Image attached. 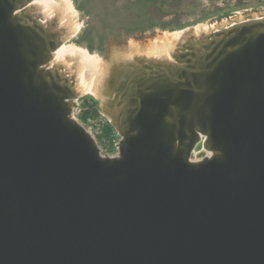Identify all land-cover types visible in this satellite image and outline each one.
Listing matches in <instances>:
<instances>
[{
  "label": "water",
  "instance_id": "95a60500",
  "mask_svg": "<svg viewBox=\"0 0 264 264\" xmlns=\"http://www.w3.org/2000/svg\"><path fill=\"white\" fill-rule=\"evenodd\" d=\"M34 2L0 0V264H264V6L116 42L109 155Z\"/></svg>",
  "mask_w": 264,
  "mask_h": 264
},
{
  "label": "trees",
  "instance_id": "16d2710c",
  "mask_svg": "<svg viewBox=\"0 0 264 264\" xmlns=\"http://www.w3.org/2000/svg\"><path fill=\"white\" fill-rule=\"evenodd\" d=\"M95 2V0H93ZM104 4H109L113 8L114 17L117 22L125 26V31L129 35L137 32H146L160 27L162 30L175 31L183 29L187 26L195 25L199 22L209 20L210 13L204 11L198 13L199 18L193 21L186 18L187 10L190 9L191 0H125L122 4H118L119 0H101ZM79 9L85 8V1L77 4ZM234 9H228L222 13L221 18L229 17ZM114 24V23H113ZM94 30V29H92ZM96 30V29H95ZM91 32V31H89ZM96 34V32H95ZM122 37L121 31L115 34ZM97 35L89 34V50L93 51ZM99 36V35H98ZM100 37V36H99ZM85 39V38H83ZM108 39L100 37V49H104L105 42ZM77 117L83 123H98L101 126V133L97 135L99 144L105 153H115L117 151L116 144L119 136L112 124L102 115L100 110V101L93 95H85L80 98V106Z\"/></svg>",
  "mask_w": 264,
  "mask_h": 264
},
{
  "label": "rangeland",
  "instance_id": "374dc122",
  "mask_svg": "<svg viewBox=\"0 0 264 264\" xmlns=\"http://www.w3.org/2000/svg\"><path fill=\"white\" fill-rule=\"evenodd\" d=\"M84 1H85V8L78 9L76 7V3L80 4L82 3V0H71L73 6L79 13V18H80L79 21L82 23L83 26L81 30L79 31V33L71 37L65 44H73L78 47H82L86 49L85 46H81L76 42L77 37L84 31V29H86L87 31L96 29L95 35H99L100 37L102 36L104 39L105 38L108 39L107 42H105V46L107 49L112 48V46L116 42L125 41L127 32L124 30L125 26L123 23L121 25H119L120 23H115L117 21L115 20L116 18L114 17V14H115L113 12L114 7H110L109 4H104L101 0H95V2L93 0H84ZM110 1L113 2V0H110ZM124 1L125 0H119L118 4H122ZM263 6H264V0H191L190 9L187 10L186 12L188 13L186 18H188V20L193 21L194 19L199 18L198 13H203L204 11H206L207 13H210V18H213L217 15L222 14L228 9H234V11H240V10H245V9L263 7ZM191 26H194V25H191ZM191 26H187L183 29H186ZM183 29H180V30H183ZM180 30H175L174 32L180 31ZM118 31H121V34H122L121 36L124 38H120V37L118 38L114 36L115 34L118 33ZM161 31H167L168 33L171 32L169 30H162L160 27H157L154 30H151L148 32L150 34H157ZM89 52L97 56L102 62L107 63L108 58L104 60V58H102L103 56L101 54V51L95 49ZM85 95H93L95 97L94 94L89 93V92H84L83 96ZM79 103H80V99H79ZM77 115H78V112L76 111L75 113L76 118H77ZM77 120L89 130V132L95 137V139L98 142L97 135L101 133V127H99L98 123H92V122L83 123L82 121L79 120V118H77ZM199 148H201V144L198 145L197 149ZM102 152L105 153L103 149H102ZM117 153L118 151H116L113 154L111 153H108V154L116 155Z\"/></svg>",
  "mask_w": 264,
  "mask_h": 264
},
{
  "label": "bare ground",
  "instance_id": "6f19581e",
  "mask_svg": "<svg viewBox=\"0 0 264 264\" xmlns=\"http://www.w3.org/2000/svg\"><path fill=\"white\" fill-rule=\"evenodd\" d=\"M34 4L40 8L45 18L57 17L62 26L68 29L76 27L75 33L70 37L75 36L81 30L83 25L79 21V13L71 0H35ZM172 33L174 31L169 34ZM54 56L55 62L67 64V67L74 69L76 80L79 81L80 92H89L99 96L105 62L86 49L73 44H63L55 51Z\"/></svg>",
  "mask_w": 264,
  "mask_h": 264
},
{
  "label": "flooded vegetation",
  "instance_id": "af4514ba",
  "mask_svg": "<svg viewBox=\"0 0 264 264\" xmlns=\"http://www.w3.org/2000/svg\"><path fill=\"white\" fill-rule=\"evenodd\" d=\"M91 32L87 31L86 29H84V31L77 37L76 39V42L81 45V46H85L86 50L89 52V34H92L93 36L95 35V29L94 30H90ZM147 32V31H146ZM141 33V32H139ZM142 34V33H141ZM115 37H117L116 35H114ZM85 38V39H83ZM119 38V37H118ZM120 38H124V37H120ZM96 41L97 43L95 44L97 50L101 51V54H102V58H104V60H106L108 57L111 56V54L109 53H112L113 49L109 48L107 49L106 47L104 49H100L99 48V45H100V37L97 35L96 36ZM124 49H126V46H123ZM118 50V49H116ZM115 50V51H116ZM108 61V60H107Z\"/></svg>",
  "mask_w": 264,
  "mask_h": 264
},
{
  "label": "built area",
  "instance_id": "2783aa9c",
  "mask_svg": "<svg viewBox=\"0 0 264 264\" xmlns=\"http://www.w3.org/2000/svg\"><path fill=\"white\" fill-rule=\"evenodd\" d=\"M78 112V111H77Z\"/></svg>",
  "mask_w": 264,
  "mask_h": 264
}]
</instances>
